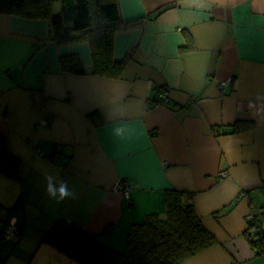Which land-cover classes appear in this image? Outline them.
<instances>
[{
	"label": "crops",
	"instance_id": "1",
	"mask_svg": "<svg viewBox=\"0 0 264 264\" xmlns=\"http://www.w3.org/2000/svg\"><path fill=\"white\" fill-rule=\"evenodd\" d=\"M119 9L114 54L128 61L116 79L93 73L88 43L59 45L48 20L0 13V145L18 173L4 172L0 148V264H80L42 242L62 218L124 253L135 225L166 217L173 189L192 194L217 239L184 264H264L247 233L264 207V0ZM71 53L87 74L64 72ZM165 88L169 101L153 107ZM117 125L131 136L114 137ZM50 174L69 197L48 195ZM8 216L21 231L3 240Z\"/></svg>",
	"mask_w": 264,
	"mask_h": 264
},
{
	"label": "trees",
	"instance_id": "2",
	"mask_svg": "<svg viewBox=\"0 0 264 264\" xmlns=\"http://www.w3.org/2000/svg\"><path fill=\"white\" fill-rule=\"evenodd\" d=\"M0 13L48 20L52 37L63 47L88 43L94 59L93 73L100 77L116 79L124 71L128 58L120 61L114 54L117 32L125 29L119 0H0ZM61 61L64 72L87 74L78 54H67ZM164 92H168V89L160 93ZM161 102L156 95L150 104L154 107ZM237 130L238 126L234 132ZM0 148L1 158L5 161L2 169L8 176L16 178L15 161L10 158L7 148L2 145ZM166 201V217L151 215L143 223L135 225L124 253L107 247L94 235L64 218L52 225L42 242L54 246L80 264H184L217 244L216 237L205 228L197 215L192 194L173 189L167 193ZM3 208L1 203L0 223ZM261 217L249 221L248 230L257 227L255 235L247 230L257 254L264 250ZM11 219L8 216L2 223L3 240L15 238L21 231L16 222L15 235L6 238L5 230L10 226Z\"/></svg>",
	"mask_w": 264,
	"mask_h": 264
},
{
	"label": "clouds",
	"instance_id": "3",
	"mask_svg": "<svg viewBox=\"0 0 264 264\" xmlns=\"http://www.w3.org/2000/svg\"><path fill=\"white\" fill-rule=\"evenodd\" d=\"M132 130L124 125L114 126L112 134L118 139H125L131 136ZM46 192L50 197L64 199L71 195L66 182L60 180L58 176L50 174L46 178Z\"/></svg>",
	"mask_w": 264,
	"mask_h": 264
},
{
	"label": "built area",
	"instance_id": "4",
	"mask_svg": "<svg viewBox=\"0 0 264 264\" xmlns=\"http://www.w3.org/2000/svg\"><path fill=\"white\" fill-rule=\"evenodd\" d=\"M231 82H232L231 80L222 82V83H220V87L225 90V87L229 86ZM168 94H169V92L159 93L158 94V98L160 100H162L163 102H168L169 101ZM115 190H117V191L123 190V191H125L126 194H129L128 187H124L122 185L121 186L117 185L116 188H115ZM261 216H264V207L261 210L260 216L259 215L249 216L248 217V221L255 220V219H257V218H259ZM15 226H16V222L12 223V221H11L10 222V226L5 230V233H6L5 235H6V238L7 239H10V237H12V236L15 235V232H14V230H16V227ZM248 231H250L251 235H255L254 232L257 231V227H252Z\"/></svg>",
	"mask_w": 264,
	"mask_h": 264
},
{
	"label": "rangeland",
	"instance_id": "5",
	"mask_svg": "<svg viewBox=\"0 0 264 264\" xmlns=\"http://www.w3.org/2000/svg\"><path fill=\"white\" fill-rule=\"evenodd\" d=\"M117 186V185H116ZM116 186L114 187V189L116 188ZM247 221H248V219H247ZM248 224H249V221H248Z\"/></svg>",
	"mask_w": 264,
	"mask_h": 264
}]
</instances>
